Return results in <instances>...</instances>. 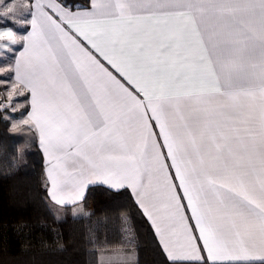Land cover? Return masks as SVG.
I'll return each mask as SVG.
<instances>
[{
    "label": "snow or ice",
    "instance_id": "1",
    "mask_svg": "<svg viewBox=\"0 0 264 264\" xmlns=\"http://www.w3.org/2000/svg\"><path fill=\"white\" fill-rule=\"evenodd\" d=\"M0 121L42 154L0 264H264V0H0Z\"/></svg>",
    "mask_w": 264,
    "mask_h": 264
},
{
    "label": "trees",
    "instance_id": "2",
    "mask_svg": "<svg viewBox=\"0 0 264 264\" xmlns=\"http://www.w3.org/2000/svg\"><path fill=\"white\" fill-rule=\"evenodd\" d=\"M24 153V159L19 161L17 157ZM41 150L33 143L31 133L25 130V126L11 129L10 125L0 121V218L7 217L9 220L19 216L32 214L33 203L30 199L21 200L18 194L20 177L26 173L38 174L40 171ZM27 165L25 168L24 166ZM15 172V174H13ZM93 207L99 212L105 211L103 199L94 197ZM100 216L84 218L73 224L80 234H87L90 228L97 227ZM108 235L112 239L118 238L119 224L113 216L106 222ZM67 229L65 228V239ZM45 238L51 241V235L45 233ZM75 259L76 254L71 257L67 254L51 249L37 250L30 257L32 264H65L69 259Z\"/></svg>",
    "mask_w": 264,
    "mask_h": 264
},
{
    "label": "crops",
    "instance_id": "3",
    "mask_svg": "<svg viewBox=\"0 0 264 264\" xmlns=\"http://www.w3.org/2000/svg\"><path fill=\"white\" fill-rule=\"evenodd\" d=\"M19 98H21L22 100H24V97L21 96V97H15V98H14V101H15V100H19ZM19 110H20V109H18V111H17L16 113L13 114V115L17 118V120L19 119V115H20V114H19V113H20ZM22 110L24 111V108H23V107H22ZM16 114H17V115H16ZM89 204L93 207V203L91 202V200L89 201Z\"/></svg>",
    "mask_w": 264,
    "mask_h": 264
},
{
    "label": "rangeland",
    "instance_id": "4",
    "mask_svg": "<svg viewBox=\"0 0 264 264\" xmlns=\"http://www.w3.org/2000/svg\"><path fill=\"white\" fill-rule=\"evenodd\" d=\"M15 101H21V102H22L23 100H22L21 98H19V100H15ZM19 109H20V110H19V112H20V113H19V114H20V115H19V119H20V118H21V113L23 112V110H22V108H19ZM17 111H18V110H17ZM16 115H17V114H16ZM91 202L93 203V200H91ZM93 208H94V207H93Z\"/></svg>",
    "mask_w": 264,
    "mask_h": 264
}]
</instances>
